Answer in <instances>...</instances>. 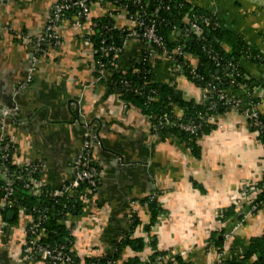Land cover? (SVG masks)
<instances>
[{
  "label": "crops",
  "instance_id": "obj_1",
  "mask_svg": "<svg viewBox=\"0 0 264 264\" xmlns=\"http://www.w3.org/2000/svg\"><path fill=\"white\" fill-rule=\"evenodd\" d=\"M53 1L0 0V139L15 147L17 165L42 162L40 178L49 188L72 178L71 162L86 133L98 142L93 147L99 167L93 202L71 218L74 253L81 259L109 253L113 243L130 232V214L139 220L131 237L145 244L140 252L124 249V258H145L151 236L157 250L192 264H215L230 250L243 252L252 236L264 232V207L233 232V223L221 222L219 215L263 173L264 149L246 118L230 110L217 116L215 129L200 136L194 150L179 138L160 133L136 104L93 80L92 51L84 30L65 22L61 44L39 54L22 42L42 31ZM187 1L215 13L222 25L264 53V2ZM91 11L100 15L104 9L95 6ZM123 15L115 17L116 24L128 29L131 21ZM142 47L141 40L129 41L121 66L126 67ZM32 63L34 72L28 73ZM154 65L160 80H172L184 97L199 99V89L174 74L171 64L162 60ZM241 65L264 82L261 65ZM151 195L163 212L146 230L150 218L142 200ZM27 217L21 210L15 222L7 224L0 213V264H51L40 255L23 254ZM222 227L229 235L221 253L206 249L210 234Z\"/></svg>",
  "mask_w": 264,
  "mask_h": 264
},
{
  "label": "trees",
  "instance_id": "obj_2",
  "mask_svg": "<svg viewBox=\"0 0 264 264\" xmlns=\"http://www.w3.org/2000/svg\"><path fill=\"white\" fill-rule=\"evenodd\" d=\"M141 1L146 17L155 22L157 35L167 51L171 53L175 46L180 44L182 45L181 53L173 55V59L169 61L166 59V53L163 50L157 46L148 47L147 41L143 37H126L129 29L117 26L115 17L120 14L121 9H126L127 14L123 13V16L128 19L130 15L141 14L142 10L137 5H133V0H103L102 5L99 4L98 6L101 5V9H104V12L91 18L98 25L89 33L83 35L89 43L91 51L98 49L102 38H107L109 44L119 47L122 46L125 40L124 49L129 41L141 40L143 41V47L130 57L126 67L121 66L120 63L124 49L116 55L106 53L101 56L100 53H92L93 78L99 74V69H104L106 77L101 79L99 83H103L109 92L118 95L127 103L136 104L140 111L149 117L154 129L162 134L179 138L194 150L196 140L200 136L214 130L216 127L214 124L204 123L203 121L200 129L195 134H190L171 124L160 128L158 125L159 117L162 114H166L172 122L176 120L177 113L180 111L183 121L193 120L201 122L202 119L199 120L198 116L206 112L216 116L225 113L227 111L225 107L221 104L216 106V87L240 98L242 104L248 102L251 100V93L258 91L260 88L264 89V82L260 76L247 73L243 69L241 62L261 65L264 70V53L253 44L247 43L242 35L222 25L215 13L196 7L187 0ZM95 6L97 5H92V7ZM109 14L111 15L109 16ZM72 15L73 13H67L66 22H71L70 16ZM199 16H203L206 20H202ZM194 21L201 29L199 37L195 36L190 30ZM105 24L114 25L115 29L111 32H106L103 29ZM177 31H179L178 34ZM185 31L188 32L187 36H184ZM225 46H227L228 50L225 49ZM149 52L153 56L148 55ZM216 54L221 58L219 66H216V60L213 58ZM162 60L172 65L171 69L174 74L182 76L197 89L208 87L210 90L209 97L214 99L215 102L213 109H207L209 100L200 101L199 99L186 98L177 83L172 80H160L155 71L154 63ZM228 61L235 66L237 74L233 75L232 78L228 76L231 72V68L227 69ZM177 63L180 68L175 71L173 64ZM123 80L127 82V85H122L121 81ZM261 117L264 120V114ZM91 139L96 140L95 138ZM259 140L262 141V136L259 137ZM1 142L5 143L7 140L3 139ZM14 152L15 147L12 148V152H9L7 158H0V169L2 167L7 168L11 173H16V175L20 176V178L14 179V191L9 197L16 200L17 203L11 208L0 209L3 221L7 224L15 222L18 212L21 210L31 219L43 215L45 219L40 225V229L43 231L40 242L50 246L62 245L64 250L69 251L73 245L70 236L71 218L78 217L83 213V204L77 199V196H62L55 201L50 195L51 190L54 188H49L45 185H43L40 195H33L22 186L26 167L25 165L18 167L19 165L15 163L12 157ZM91 156L92 161L89 164L94 166L99 172V167L93 159V148ZM41 174L42 171L40 169L33 173L32 176L39 178ZM97 182L98 187L99 176ZM3 183L4 179L0 176V185ZM84 186L85 184H82L77 188L78 190H75V194H78L77 192ZM251 191H254V193L251 194V202L248 206L254 205V212H257L264 207V165L260 180L256 183L245 185L241 192H244V195H248ZM95 193L96 191L92 193L93 198ZM2 199L3 192L0 190V201ZM142 205H145L149 212L150 222L144 226V229L149 230L157 216L163 211L154 195L143 199ZM36 209H38V212ZM8 210L14 213L11 220L6 218ZM130 218L132 221L128 235L116 240L109 253L85 258L83 263L89 264L92 261H97L98 264H104L109 260L113 264H192L182 259L179 255H168L166 251L157 250L152 236L148 238L147 244L150 247V252L145 259L139 257V255L124 258V249L129 248L134 252H140L145 244L141 238L131 237L132 230H135L139 220L134 214H130ZM242 219L243 212L239 211L234 204L223 208L219 215L221 222L226 221L233 223V225ZM227 230V227H222L220 230L212 232L206 241V249H213L221 253L224 234ZM36 255L34 254L33 256ZM158 256H163L166 259L158 261L156 260ZM79 261L75 258L74 264H78ZM215 264H264V232L260 235L252 236L243 252L237 253L234 250H230L227 255L219 258Z\"/></svg>",
  "mask_w": 264,
  "mask_h": 264
},
{
  "label": "built area",
  "instance_id": "obj_3",
  "mask_svg": "<svg viewBox=\"0 0 264 264\" xmlns=\"http://www.w3.org/2000/svg\"><path fill=\"white\" fill-rule=\"evenodd\" d=\"M118 1V0H114ZM103 0H54L50 5L48 17L46 23L40 33L32 37H24L22 42L24 44H29L32 49V53L39 54L47 50L46 47H58L61 44V27L67 21L65 17H67V13H73L70 16V25L71 27L84 30V34L89 33L92 29H94L98 24L96 21L91 20L96 15L92 14L91 7L92 5H97V7L101 8ZM101 4L100 6H98ZM133 5H137L141 10L142 13L137 15H130L129 20L131 21V27L128 28V32L126 37H143L149 46H157L164 53H166V59L172 60L173 55L180 54L182 50V45L177 44L174 50L169 53L158 37L155 27V22L148 19L146 17V13L143 9V4L141 0H133ZM168 8V6H167ZM166 8V9H167ZM126 9H121L120 13H124L125 15L127 12ZM111 14H109L110 16ZM202 20H206L203 16H199ZM106 32H111L115 29L114 25L105 24L103 26ZM191 32L199 37L201 35V29L197 25L196 21L191 24ZM83 34V35H84ZM188 32H184V36H187ZM126 41H123L122 46H117L114 44H109L107 38H102L100 40V46L98 49L92 50L93 54L100 53L101 56L105 55L106 53H113L114 55L119 54L124 49V44ZM146 49V48H144ZM148 55H152L149 52ZM216 60V66L220 65L221 58L216 54L213 57ZM99 62V61H98ZM174 70L178 71L180 68L179 64H173ZM231 68V69H230ZM35 66L32 63L28 68V73L34 72ZM227 69H230L231 72L229 73V77L232 78L233 75H237L235 72V66L231 62H227ZM98 75L93 79L95 82L101 81V79H105L106 72L104 69L98 70ZM28 80V79H27ZM122 85H127V82L124 80L121 81ZM241 87V86H240ZM139 93V92H138ZM210 90L208 87H202L199 89V100L205 101L209 100L208 103V110H212L214 107V99L209 97ZM250 99L248 102L242 104L241 99L229 94L226 90L219 89L216 87V106L221 104L227 110L234 111L243 115L249 125V128L254 132L255 138L257 142L263 147L264 146V120L262 119L261 115L264 114V89H259L258 91H254L250 94ZM178 111L176 120L170 121L166 114H162L158 119V125L160 128L166 125H173L176 126L184 131L189 132L190 134H195L201 127L202 122L208 124H217V116L206 112L201 116H198L199 120L202 119L201 122L187 120L183 121L181 119L182 114ZM262 136V141L259 140V137ZM91 136L89 133L84 135V138L81 141L80 147L78 152L76 153L73 161L71 162V167L73 170L72 178L60 185V187L54 188L51 190L50 195L55 201L62 196H77V199L83 204V211H87V208L93 202L92 193L97 189V178L99 176L98 170L92 166L90 161H92V148L98 143ZM0 139V158H7L9 152H12V148L14 147L11 142L7 141L5 143L1 142ZM15 154V152H14ZM14 154H12L13 160L15 158ZM15 161V160H14ZM26 167L25 177L23 178L22 186L29 190L33 195H40L41 190L43 187V183L41 178H36L32 176L33 173L36 171L43 170L44 164L41 161H33L28 164H24ZM19 165L18 167H21ZM0 176L4 179V183L0 185V190L3 192V199L0 201V208L1 209H8L13 207L17 201L13 200L10 195L14 191L13 183L14 179L20 178V176L16 175V173H11L7 168L0 169ZM18 176V177H16ZM82 184H85L84 187H81L80 190L75 194V190L79 188ZM78 190V189H77ZM254 191H251L250 194L244 195V192L239 193L237 199L233 201V204L239 211L243 212V219L240 222H236L230 232L237 230L243 223L244 219L250 215L254 214L255 206H248L250 204V197ZM38 212V209H36ZM28 218V221L25 226V238L24 242L22 243V252L25 256H33L34 254L40 255L44 260L50 262L51 264H74L75 258L80 260L78 264H84L83 261L85 258H89L87 255H83L81 259L78 255H76L72 249V246L69 251L64 250L62 245H53L50 246L48 244H43L40 242V237L42 234V230L40 229L41 222L45 219L43 215L37 216L36 218ZM2 225H6V223H1ZM70 229V236L73 237ZM229 234L224 235L226 238ZM73 244V243H72ZM140 257V256H139ZM142 259H145L142 257ZM166 258L163 256H158L156 260L163 261ZM89 264H98L97 261H92ZM104 264H113L112 261H106Z\"/></svg>",
  "mask_w": 264,
  "mask_h": 264
},
{
  "label": "water",
  "instance_id": "obj_4",
  "mask_svg": "<svg viewBox=\"0 0 264 264\" xmlns=\"http://www.w3.org/2000/svg\"><path fill=\"white\" fill-rule=\"evenodd\" d=\"M257 2H259V1H257ZM260 2L261 3H263L264 2V0H260ZM179 33V31H177V34ZM217 72V71H216ZM13 216H14V213L11 211V210H8L7 212H6V218L8 219V220H11L12 218H13Z\"/></svg>",
  "mask_w": 264,
  "mask_h": 264
}]
</instances>
